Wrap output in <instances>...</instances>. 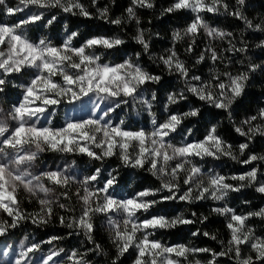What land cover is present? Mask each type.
<instances>
[{
    "label": "snow or ice",
    "instance_id": "obj_1",
    "mask_svg": "<svg viewBox=\"0 0 264 264\" xmlns=\"http://www.w3.org/2000/svg\"><path fill=\"white\" fill-rule=\"evenodd\" d=\"M93 4L97 0H92ZM246 0H236L238 7L229 12L236 18L244 21L247 28L261 29V24L253 25L243 13V6ZM6 0H0V5H5ZM30 6L38 8L58 7L66 13L78 10V14L90 17L92 14L85 8L79 0H18L15 8L7 7L6 14L13 15L24 11ZM136 7H154L153 0H131L130 6L126 9L129 20L135 19L139 24L136 14ZM223 8L228 11L229 5L224 0H175V2L165 9L171 13L177 10H191L196 13L192 22L181 32L173 33L175 40H181L185 36L191 37L193 42L195 36L201 29L212 38L224 39L232 36L222 30L209 27L204 21L203 12H219ZM108 8L98 9L101 18L107 19ZM43 13L31 14L27 19L21 20L15 25L0 24V73L4 75L21 73L27 68H35L37 72L33 78L25 85L23 96L17 105H14L8 116L0 118V211L11 218L0 219V236L5 235L10 229H14L18 224L27 219L32 223H47L53 214V204L59 197L50 199L49 195L53 189L46 186L44 180L52 185L67 188L75 177L66 175L63 171H44L40 175H33L28 166L35 161L38 155L44 151L59 152H80L85 153L94 159H103L118 155L122 164L126 166L144 168L148 165V170L154 175L163 179L160 188L144 189L135 195L118 199L109 194V189L115 183V177L109 178L104 186L97 189L87 187L88 183L97 180L100 170H96L95 175L85 177L81 183L83 194L79 190L77 196L82 202V210L79 217H71L67 227L83 230L88 239H92L94 224L92 217L96 213H121L122 221L109 220V225L113 229V243L117 250V256L113 264L119 260L130 249H135L136 258L133 264H181L178 258H187L190 253L208 252L211 259L207 264H217V257L233 253L239 264H264V237L256 236L251 228H247L246 220L251 216L264 217V208L255 213L246 215L236 214L235 210L229 207L214 209L217 213L229 217L227 228L230 230L227 251L215 252L208 248H189L184 244L165 245L161 241L152 239L154 232L159 229L175 228L181 224L195 223L193 220L184 218L183 214L167 217L165 215H150L144 219H138V213H148L156 204L179 199L181 201L192 202L193 192H196L195 199L202 200L210 196L214 200H223L229 191H239L246 186L241 183L239 187L227 183L228 177L215 174L206 178L202 175L201 168L192 164L191 158H203L206 156L218 158L220 155L230 157L233 160L239 158L233 153L232 145L227 144L216 134V126H212L203 140L192 141L182 145H174L167 140L171 133L176 132L183 120L190 116L199 114V109H193L181 114H170L166 120L157 123L153 119V130L137 131L126 130L120 125H112L110 121H103L110 112L119 107H109L100 119L88 118L78 121H68L64 127L53 128L41 126L40 118L50 106L59 105L62 98L67 97L69 101L79 100L89 93L95 94L100 101L109 98L126 97L136 99L141 86L149 82H158L159 76L152 75L143 69L139 64L133 63L131 59H126L119 64L101 63V57L91 50L97 47L112 49L124 43L118 37L96 36L87 39L79 47L72 45V40L78 35L73 32L60 46L53 45L46 39H40L38 43H33L20 29L25 25L41 20ZM56 17L48 21L51 24ZM111 23L119 25L120 18L112 20ZM136 41L143 45L144 50H148V43L145 40L143 29L137 30ZM231 44V41H229ZM260 47H264L261 41ZM230 51H246L245 48L237 49L235 45ZM191 52L192 47L186 49ZM210 58L216 62L220 57L215 49L208 48ZM205 55L202 53L197 62H202ZM161 62L169 72H175L186 80L189 69L185 62L181 60L175 50H169V54L160 57ZM259 65H250L249 70L254 71ZM69 70H75L70 72ZM227 81L220 79L219 75L213 77L216 81L202 82L200 84L187 83L189 92L198 97L201 101H206L218 109H229L233 102L239 97L245 88L249 74L224 73ZM56 77H60L59 80ZM198 76L192 80L199 81ZM5 84V80L0 78V86ZM0 87V91H2ZM153 99L155 96L153 95ZM180 99H186L183 93H171L168 96V104L178 103ZM148 108L151 104L143 101ZM127 103V100H121ZM98 107V105H97ZM15 122L10 125L8 120ZM264 121V109H260L256 115L245 119L241 126L235 131L241 136L251 140L255 135H264V123H254L257 120ZM103 121V122H102ZM123 121H121V124ZM245 128L247 130L245 131ZM190 131V130H189ZM93 148L101 149L97 153ZM248 148V143L239 145V152L243 155ZM9 150L13 155L9 158ZM264 161V156L252 154L248 159L239 161L243 164H251L254 161ZM174 163V166L173 165ZM258 168L239 176L231 177L232 180L247 182L252 185L258 182ZM180 173H184L183 184L187 185V190L183 194L180 192V184L176 181ZM26 191L30 196L36 197L40 205L39 212L27 214L21 207L17 199L20 189ZM161 190H167L169 195L162 196L160 200L149 199L155 197ZM264 194V184H259L256 188ZM43 194V195H41ZM60 196L68 197L67 192H62ZM60 208H65V204H59ZM194 215V214H193ZM207 217H203L204 222ZM61 224L65 223V218L60 217ZM196 233H194L195 235ZM208 236L209 233H203ZM216 239L215 236L211 237ZM60 237H51L48 243L58 240ZM248 245L250 254L242 256L241 246ZM23 247V245L21 246ZM39 244L33 243L25 251L20 253L21 259H17L15 264H22L26 260L27 254L37 250ZM100 246L96 245V249ZM60 251H51L43 260V264L53 262L59 256ZM254 254V255H253ZM76 261V264H85L84 257L73 251L68 257ZM195 264H201L196 261Z\"/></svg>",
    "mask_w": 264,
    "mask_h": 264
},
{
    "label": "trees",
    "instance_id": "obj_2",
    "mask_svg": "<svg viewBox=\"0 0 264 264\" xmlns=\"http://www.w3.org/2000/svg\"><path fill=\"white\" fill-rule=\"evenodd\" d=\"M82 2L92 14L90 17L81 16L75 12L65 15L64 23L78 33L74 38L78 40L79 38L89 39L96 36H107L122 39L123 44L108 49L107 52L105 48L98 47L100 48L98 55L102 60L124 61L125 59H132L140 63L147 72L160 77L156 87H158L159 93L162 92L163 95L177 89L176 82L173 83L175 74H171L160 60V57L169 54V50H175L190 69L202 71L199 67L209 70L212 64H215L208 57L209 52H206V49L213 48L220 57L216 61V64L219 63L217 67L220 74L230 72L236 75L247 72L249 79L246 81L244 91L236 98L229 109H218L214 105L201 101L195 95L189 96V107L191 110L199 109V114L192 118L194 123L200 124L204 133L215 125L216 134L227 144L232 145L233 153L239 154L241 160L247 159L252 154L264 156V135H255L251 140H248L247 137L241 136L235 131V128L241 126L245 119L256 115L260 109H264V47L258 46L261 41H264V0H246L242 9L244 15L253 22L254 26L256 24L262 25L259 30L255 27L247 28L244 21L229 15V12L236 10L238 7L236 0H224L229 5L228 11L221 8L219 12L215 13L203 12V18L211 26L233 34L214 43L205 37L202 40L196 37L194 42L188 36L181 40L174 39L173 33L178 30L182 32L196 15L191 10L183 9L171 13L165 12V9L170 7L175 0H153L154 7L152 8L136 7L139 24L135 19H128L126 9L130 6L131 0H97L95 4L92 0H83ZM105 7L109 10L107 19L101 18L98 12V9ZM24 11L39 13L35 6H30ZM116 18H120L122 23L119 25L111 23ZM3 19L6 18L4 13L0 11V20ZM138 29L144 31L145 40L149 45L147 51L135 39ZM36 35L37 31H34V36ZM229 41H231V44ZM189 45L192 47L191 52L186 51ZM232 45H235L237 49L245 48L246 51H230ZM202 53L205 55L206 64L197 62ZM250 65H259V67L254 71H250ZM212 68L216 69L215 66H212ZM186 109H188V106ZM246 130L247 128H245ZM242 143H248V148L243 155L239 152V145ZM107 164L108 168H112L115 162H107ZM235 165L237 169L244 167L239 166V164ZM254 165L258 166L261 169L260 171L264 170V161L257 160ZM93 171L91 170L88 174L92 175ZM104 171L102 170V173ZM109 171L116 173L121 179L128 180L131 178L133 182L131 186L138 189H157L161 187L163 182L160 176L154 175L147 169L133 170L131 174L128 170ZM238 195L241 196L242 200L249 201V204L256 210L264 203V195L255 192L252 188L243 189ZM17 199L20 201V207L30 216L39 212L38 200L22 188L17 193ZM237 199L240 200L238 197ZM246 206L249 205L246 203ZM217 208H219L218 204L210 199L175 202L170 206V211L171 209H174V212L183 210L185 212L183 216L186 219L195 221V223L181 224L170 229H159L154 238L164 244H184L189 248L197 249L208 248L217 253L227 251L230 239V230L227 228L229 217L214 211ZM77 209L79 207L74 203L65 208H53V214L47 223L34 224L31 219L21 222L36 234L39 240L60 237V239L54 241V244L57 248L62 249V252L71 253L76 251L83 255L87 263L91 264H113V260L117 256V250L112 236L106 228L96 222L91 234L92 239L89 240L84 232L67 227L73 211ZM60 217L65 218L64 224H61ZM203 217H207V219L201 222ZM246 226L247 228H253L258 236L264 237L263 218L251 216L246 220ZM205 232L209 235H203ZM194 233L196 234L194 235ZM212 236H215L216 239H212ZM96 245H99L100 248L96 249ZM244 247V245L241 246V254L247 256L249 253H246ZM195 255L204 261L211 257L208 252H197ZM135 258V251L130 249L119 258L116 264H132ZM220 259L225 264H239L233 253L222 256Z\"/></svg>",
    "mask_w": 264,
    "mask_h": 264
},
{
    "label": "rangeland",
    "instance_id": "obj_3",
    "mask_svg": "<svg viewBox=\"0 0 264 264\" xmlns=\"http://www.w3.org/2000/svg\"><path fill=\"white\" fill-rule=\"evenodd\" d=\"M82 1L83 0H79V2L84 5ZM17 4H18V0H6L5 5H0V11L4 13V16L6 18L0 20V24L15 25L19 21L27 19L31 14H34L31 13L30 11L27 12L21 11L13 15L6 14L5 9L7 7L15 8ZM35 8L39 10V13L41 12L43 13L42 19L34 23L25 25L22 29H20V31L23 34H25L33 43H38L40 39H46L47 41H50L53 45L60 46L67 39V37L71 35V33L76 32V30L70 29L67 26V24L64 23L65 17L68 15V13L62 11L61 8L58 7L38 8L36 6ZM74 12L78 13V10L74 9L73 13ZM39 13H35V14H39ZM200 15H202V13ZM52 17H56V19L51 24H48V21L52 19ZM204 21L206 20L204 19ZM206 23L209 25V27L216 28L214 26H211L207 21ZM34 31H37L36 36H34ZM196 37H199L200 40H202V38L205 37L207 38V40L213 43L217 40L218 41L220 40L219 38L209 37L203 31V29L200 30V32L195 36V38ZM86 40L87 39L79 38L77 40L76 38H73L72 45L75 47H79ZM107 50L108 49H106L105 51L107 52ZM91 51L94 54L98 55V53L100 52V48L97 47L95 49H92ZM208 57H210V53ZM100 62L119 64L122 63L123 61H112V60L101 59ZM132 62L139 64L143 68V66L140 63L133 60ZM198 63L206 64V59ZM217 65H219V63L216 64L215 62V64H212V66H215L216 69L212 68L211 66L209 70L199 67L202 71L193 70L186 66L189 69L187 83L200 84L202 82L212 81V83L215 84L216 81L213 80V77L216 75H219L221 80L227 81V77H223L224 76L223 74L225 72L220 74V70H218ZM69 71L72 72L75 70H69ZM36 72L37 69L35 68H27L21 73H13L8 75H4L3 73H0V78H3L5 80V84L3 86H0L3 89L2 91H0V118L7 117L12 107L20 102L24 91L23 86H25L33 78V74ZM170 73L175 74L173 76V83L176 82L177 89H174L167 95L165 94L163 95L162 92L159 93L158 87H156L157 82H149L140 87V89L138 90V95L135 100H133L132 98L118 97V98H109L100 101L98 97L93 93H89L87 96H83L81 99L74 101H69V99L65 97L62 98L61 103L59 105L50 106L48 108V111L41 116L39 124L41 126H49V121H50L51 127L61 128L64 127L65 124L70 120L78 121V120L88 119L90 117L95 119H100L103 116V113L107 111L109 107H115L116 104H119V107H115V110L110 112L107 117H103V121H110L112 125L114 126L120 125L126 130L137 131L139 129H144L145 131H152L153 119H155L157 123H161L164 120H166L170 114H174V113L181 114L191 110L189 107L190 105L189 96L194 94L188 91L187 83L185 79H182L181 76L175 72H170ZM194 76H198L201 79L199 81L192 80V77ZM56 79L59 80L60 77H56ZM171 93H176V94L183 93L186 99H180L178 103L175 104H168V96ZM153 95L155 96V99H153ZM125 99L127 100V103H121V100H125ZM145 100L151 104L150 109L143 102ZM187 106L188 109L185 110ZM192 118L193 116L184 119L182 124L177 128L176 132L171 133L170 136L167 137V140L177 146L185 143H190L192 141L203 140L209 131L204 133L201 125L198 123H194V120ZM121 121H123L122 124ZM8 123L13 126L15 125V122L10 119L8 120ZM254 123H264V121L258 119ZM93 150L96 151L97 153L102 151L101 149H97V148H93ZM12 155L13 153L11 152V150H9V158ZM236 156L239 158V154ZM239 161H243V160L239 158ZM239 161L233 160L230 157L223 155H220L218 158L210 157V156H206L203 158H198V157L191 158L192 164L201 168L202 175L205 178L209 175L219 174L228 177L227 183L232 184L236 187H239L241 183H244L246 185L240 188L239 191H229L223 200H219V201L214 200L210 196L205 198L216 202L219 208L229 207L234 209L236 214L246 215L248 213H255L259 211L261 208H264V203L261 205L259 209L256 210L255 208L252 207L251 204H249V201L242 200L241 196L238 194L241 190L248 188H252L255 192L259 193L258 191H256V188L259 186V184H264V170L260 171L261 169L258 166L254 165L255 161L252 162L251 164H243ZM107 162H111V163L115 162V165H113L112 168H108ZM174 163L175 162H173L172 166H174ZM235 164L237 165L239 164V166H244V167L237 169L235 168L236 166ZM252 168L259 169L257 183H254L252 185H247L246 181L241 182L238 180L231 179V177L239 176L243 173L250 171ZM97 169L100 170V173L97 177V180L88 183L87 187H89L90 189L101 188L104 186V183L106 182L107 179L115 177V183L109 189V194L118 199L129 198L135 195L137 192L144 190L131 186V184L133 183L131 178H129L128 180H125L123 178L121 179L119 176H117L116 173H113L109 170H128V172L131 174L133 170H142V169L148 170V165H145L144 168L126 166L122 164L120 157L118 155L105 157L103 159H94L92 157H89L87 154L80 152L44 151L38 155L35 161L31 162L30 166H28V170L33 175H40V173L44 171H63L66 175L75 177V181L72 182L67 188L62 186L52 185L49 181L44 180L46 186L53 189V192L49 195V198L56 200V198L59 197V199L56 200V202L53 204V208L59 207V204H65L66 206H68L69 204H73V203L74 205H77L79 207V209H77L76 211L74 210L75 212L73 211L72 217H79L82 210V202L79 200L77 196L78 190L81 195L83 194V187H81L80 182H82L85 177L91 176L88 174L89 172H91V170H94L93 171L94 173L92 175H95ZM102 170L105 171L102 173ZM234 170H238V171H234ZM184 176H185L184 173H180L179 178L176 181L177 183L180 184V192L178 193V195L183 194V192L186 191L188 187L187 185L183 184ZM162 179H167V178H162ZM146 189H150V188H146ZM62 192H67L68 197L60 196ZM167 195H169V192L167 190H161L159 193H157L155 197H149V199L160 200L162 196H167ZM195 195L196 192L194 191L193 200H195ZM237 197L240 198L241 201L238 200ZM175 202H184V201L176 199V200H169L158 203L152 209H150L148 213H143V214L138 213V219H144L150 215H165L167 217H174L180 214L184 215L185 212L183 210L174 212V209H171L170 211L169 209L170 206L173 205ZM246 203L249 206L245 207ZM257 217H261V216H257ZM261 218L264 219V217ZM0 219L8 220L9 223H11V218L8 217L2 211H0ZM110 219L113 221H122L123 214L96 213L92 217V222L93 224H95L96 222L101 224L104 228H106L109 231L110 235L113 237V229L109 225ZM79 231L84 232L83 230H79ZM157 231L154 232L153 236L151 237L152 239H155L154 235L157 233ZM255 235L258 236L256 232ZM49 240L50 239L39 240L36 234H34L27 226L23 225V223L20 222L16 228L10 229L5 235L0 236V264H15L17 259H21L20 253L22 251H25L27 247H29L33 243L39 244L40 247L37 250L28 253L26 260H23L22 264H43V260L47 257V255L51 251L61 250L57 248L56 244H54V241L48 243ZM22 245L23 247H21ZM165 245H176V244H165ZM244 246L246 253L250 254L249 246L246 244ZM132 250L135 251V249ZM71 253L60 252L59 256L55 257L54 261L49 262V264H76V261L70 260L68 258ZM221 257L222 256L217 257V264H225V262L222 259H220ZM211 258L212 257H210L207 261H204L199 259V257H197L195 253H190L187 256V258H178V259L181 261V264H195L196 261H200L201 264H207V262ZM84 262L85 264H91V263H87L85 259Z\"/></svg>",
    "mask_w": 264,
    "mask_h": 264
}]
</instances>
